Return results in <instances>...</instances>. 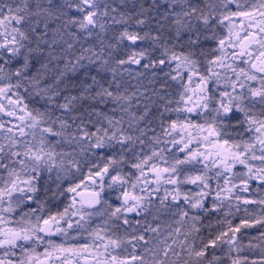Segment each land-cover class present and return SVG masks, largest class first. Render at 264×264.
Instances as JSON below:
<instances>
[{"label":"snow or ice","instance_id":"obj_1","mask_svg":"<svg viewBox=\"0 0 264 264\" xmlns=\"http://www.w3.org/2000/svg\"><path fill=\"white\" fill-rule=\"evenodd\" d=\"M0 264H264V0H0Z\"/></svg>","mask_w":264,"mask_h":264}]
</instances>
